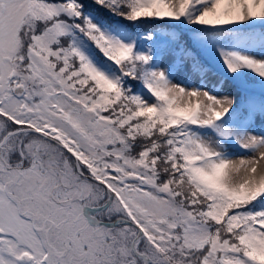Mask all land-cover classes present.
I'll list each match as a JSON object with an SVG mask.
<instances>
[{"label":"snow or ice","instance_id":"obj_1","mask_svg":"<svg viewBox=\"0 0 264 264\" xmlns=\"http://www.w3.org/2000/svg\"><path fill=\"white\" fill-rule=\"evenodd\" d=\"M0 264H264V0H0Z\"/></svg>","mask_w":264,"mask_h":264}]
</instances>
